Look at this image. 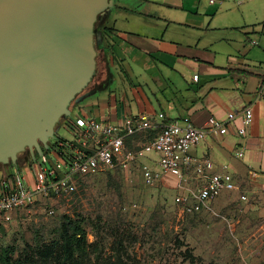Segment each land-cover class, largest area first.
Wrapping results in <instances>:
<instances>
[{
    "label": "crops",
    "instance_id": "0c3cea01",
    "mask_svg": "<svg viewBox=\"0 0 264 264\" xmlns=\"http://www.w3.org/2000/svg\"><path fill=\"white\" fill-rule=\"evenodd\" d=\"M186 1L135 0L126 5L115 0L103 22L111 31L97 57L98 81L105 87L84 94L74 108L79 115H73V109L65 119L63 125L74 134L68 141L80 136L74 126L78 118L121 125L128 117L164 113L167 122L188 116L203 126L211 117L226 121L228 114L252 106L254 120L246 135L239 134L238 116L193 148L192 154L209 158L214 172L228 166L237 187L213 200L212 207L230 193L236 199L246 196L241 201L264 235V96L258 94L264 81V0L251 5L246 0L242 7L249 4V9H240L236 22L217 21L220 10L210 12L214 0L210 7L191 9ZM146 140L138 134L128 146L137 148ZM239 149L242 159L235 156ZM33 163L24 165L32 168ZM10 168L0 166V182L10 175ZM23 176L29 182L34 177Z\"/></svg>",
    "mask_w": 264,
    "mask_h": 264
},
{
    "label": "rangeland",
    "instance_id": "374dc122",
    "mask_svg": "<svg viewBox=\"0 0 264 264\" xmlns=\"http://www.w3.org/2000/svg\"><path fill=\"white\" fill-rule=\"evenodd\" d=\"M134 1L118 0L126 5ZM214 1L210 12L214 15L220 10L217 21L236 22L240 9L247 10L259 0H249L250 5L244 7L246 0ZM211 5V0L186 1L189 9ZM99 70L96 81L101 78ZM79 112L74 109L73 115ZM64 122L65 118L52 144L73 139ZM46 153L55 162L54 152ZM31 158L36 159V154L28 150L18 160L20 173L30 178L35 168L24 164ZM153 167L158 169L156 164ZM14 172L18 170L8 169L9 174ZM75 181L74 192L38 199L0 226V254L10 248L14 259L27 250L48 259L63 258L68 250H63L61 234L73 223L81 226L85 238L71 239L70 249L82 255L84 264H264L263 228L231 193L216 201L213 212L182 217L175 178L162 176L150 184L132 166Z\"/></svg>",
    "mask_w": 264,
    "mask_h": 264
},
{
    "label": "water",
    "instance_id": "95a60500",
    "mask_svg": "<svg viewBox=\"0 0 264 264\" xmlns=\"http://www.w3.org/2000/svg\"><path fill=\"white\" fill-rule=\"evenodd\" d=\"M115 0H0V166L51 150L97 73L100 17Z\"/></svg>",
    "mask_w": 264,
    "mask_h": 264
},
{
    "label": "built area",
    "instance_id": "2783aa9c",
    "mask_svg": "<svg viewBox=\"0 0 264 264\" xmlns=\"http://www.w3.org/2000/svg\"><path fill=\"white\" fill-rule=\"evenodd\" d=\"M258 94L264 96V81ZM238 116L242 121L239 134L244 136L254 120L252 106L228 114L226 121L211 117L203 126H196L188 116L166 122L164 113L155 117H128L121 125L95 118H78L75 126L80 130L79 138L76 141L57 140L51 147L57 157L56 166H49L51 160L45 154L32 164L35 169L31 182L20 173V168L0 182V226L7 225L16 212L34 204L40 197H59L74 192L76 176L132 166L138 167L150 184L162 176L175 178L179 192L176 203L182 217L213 212L212 201L237 187L228 166L224 165L221 172H214V163L209 158L194 156L192 149ZM148 131H155L154 137L137 148L128 146L131 138ZM235 156L244 158L243 150H237ZM241 200L246 201L247 197L241 196Z\"/></svg>",
    "mask_w": 264,
    "mask_h": 264
},
{
    "label": "trees",
    "instance_id": "16d2710c",
    "mask_svg": "<svg viewBox=\"0 0 264 264\" xmlns=\"http://www.w3.org/2000/svg\"><path fill=\"white\" fill-rule=\"evenodd\" d=\"M99 26L101 28L100 30L102 31V39L104 40V38L106 39L108 33L111 30L109 28H105L103 24H100ZM166 122H167V118H166ZM155 133H156L155 131H148V132H144L143 134H139V135L145 136L147 138L146 141H148L149 139L154 137ZM58 140H62V139H58ZM55 145H56V143H55ZM51 147L52 148L54 147V144H52V142H51ZM34 152L36 154V160H37L39 158L38 154L36 151H34ZM45 154L47 155V153H45ZM36 160L34 158L30 159V161L32 163ZM107 172L108 171L100 172V173H97L94 175L76 176V178L77 177L78 178H84V177H88V176H96V175H100V174H105ZM42 198L43 197H40L39 199H42ZM28 207L29 206H27L26 208H28ZM20 211L16 212L15 214H18ZM195 215H198V214L187 215V216H195ZM14 216H13V218H14ZM68 226L69 227H67L66 230H63V232L61 234V238L63 239V244H62L63 250H65V251L68 250L67 255H65L63 258H60L57 255H54V257H52L51 259H48L46 257L41 256V253L38 254L32 250H27L24 254L19 255L17 259H14L13 258L14 249L6 248L0 254V264H84L82 255L79 254L78 256H76L75 255L76 252L74 250L70 249V245H71V239H76L77 235H82L85 238V232L81 228V226H79L78 224H73V223L70 224L69 223ZM72 227L74 230H72ZM69 230L73 231L72 235L69 234V232H68Z\"/></svg>",
    "mask_w": 264,
    "mask_h": 264
},
{
    "label": "flooded vegetation",
    "instance_id": "af4514ba",
    "mask_svg": "<svg viewBox=\"0 0 264 264\" xmlns=\"http://www.w3.org/2000/svg\"><path fill=\"white\" fill-rule=\"evenodd\" d=\"M104 18L105 17H100L99 18V22H98V24H97V31L99 30V32L102 34V31L100 30L101 28H100V24H103V22H104ZM96 78V77H95ZM105 87V84H102V83H100L98 80L96 81V79H94V81L91 83V85L83 92V94L81 95V97L82 96H84V94H86V93H90V94H93V93H97L98 91H100V90H102L103 88ZM73 104H76V102H74ZM72 104V105H73ZM72 105H71V107H72ZM73 109V108H72ZM28 162V161H27Z\"/></svg>",
    "mask_w": 264,
    "mask_h": 264
}]
</instances>
